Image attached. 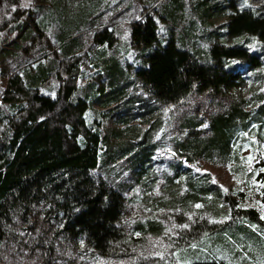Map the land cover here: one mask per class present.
<instances>
[{
  "label": "trees",
  "instance_id": "trees-1",
  "mask_svg": "<svg viewBox=\"0 0 264 264\" xmlns=\"http://www.w3.org/2000/svg\"><path fill=\"white\" fill-rule=\"evenodd\" d=\"M163 1L95 0L66 26L48 3L0 0V19L8 16L0 26V261L148 264L134 259L133 249L147 235L158 238L160 225L147 220L126 233L122 219L156 149L151 134L162 110L184 106L193 95L225 96L247 81L248 96L232 94L207 123L183 122L185 136L174 139L177 163L170 166L176 183L164 205L187 221L169 242L178 263L264 264V152L258 132L254 140L247 136L250 127L264 126V0L256 6L232 0L233 12L195 0L187 4L186 23L185 1ZM213 14L225 15L229 45L204 36ZM202 39L210 42L205 49ZM129 47L144 51L134 73L158 108L99 96L95 103L112 114L114 128L88 124L79 79L96 54ZM110 68L91 76L103 82L113 77ZM120 161L132 179L118 169ZM201 163L228 167L238 187L225 192L200 171Z\"/></svg>",
  "mask_w": 264,
  "mask_h": 264
},
{
  "label": "rangeland",
  "instance_id": "rangeland-1",
  "mask_svg": "<svg viewBox=\"0 0 264 264\" xmlns=\"http://www.w3.org/2000/svg\"><path fill=\"white\" fill-rule=\"evenodd\" d=\"M24 5L32 3L34 5L48 3L50 12L54 18L60 19L64 22L66 26H71L76 23L79 18L86 12L91 11L95 6V0H22ZM169 0H164L163 5ZM172 1V0H170ZM183 3L186 2L185 17L184 22L188 20L190 16L191 9L187 5L195 0H181ZM258 0H245L249 2L252 6L258 5ZM215 10H224L233 12L231 6L232 0H213ZM163 5H160L161 8ZM223 7V9H221ZM51 15V13H50ZM0 19V26L8 18ZM225 15L213 16L209 19L212 30L208 29L206 38L217 39L216 45H221L226 43L229 45L232 43V38L226 37L223 31L222 24L225 22ZM197 24L199 21L196 19ZM200 25V24H199ZM215 32L219 33L216 34ZM1 38V35H0ZM255 39V38H254ZM200 43V48L205 49L210 42L202 39ZM224 40V42H223ZM256 40V39H255ZM5 43V41L3 42ZM253 40L249 41L247 46L251 47ZM112 55H115L112 57ZM144 56V51L138 47H129L128 51L118 54L116 51H108L103 55H95L93 62L90 64V68H86L84 73L86 77L84 79H79L77 96L85 99L89 107L85 113V119L88 124L92 123L96 125V120L99 124H102L106 128H114L112 120V114L110 112H102L99 103H95L97 97L101 96L102 100H109L115 94L120 97L121 105H126L127 103L137 101L135 104L140 105L139 109H143L146 104H151L152 108H158V103L155 99L146 98L143 95V89L140 87V80L136 77L134 70L141 66V57ZM116 58V59H114ZM112 60L118 62L119 70L114 71L112 67ZM97 64V65H96ZM244 64L238 63L236 71L239 74L244 73ZM110 66L113 77L109 79L102 78L96 80V76H91L92 74L103 71V67ZM110 68V69H111ZM252 72V71H251ZM103 94V95H101ZM238 96L240 98L248 96V85L247 81L242 85H239L235 89H228L227 94L224 96L217 95H202V96H191L186 100V105L178 106L177 108L167 107L162 110L160 115L158 128L154 130L151 134V141L156 145V149L151 156L148 167H144L145 170L138 175L139 189L131 190L132 199L127 205L125 215L122 219V227L124 230L129 232L131 227L137 223L145 222L147 220L154 221L160 225V235L155 237L152 235H147L143 241L138 242V246L133 249L135 254L134 259L137 257L143 258L140 261L148 264H181L178 263L175 258L171 257L169 244L170 239L176 236L177 228H182L184 224L183 221L172 213L166 205L165 202L168 201L170 195L167 189L170 185L176 183V179H173L172 170L170 166L177 163L176 151L174 149V139L181 140L185 136L183 122L186 120L197 121L198 123H207L208 119L213 116H217L222 113L231 100V95ZM93 103V104H92ZM95 103V104H94ZM157 113V111H156ZM158 114V113H157ZM142 128H147L148 124L141 125ZM256 126L250 127L247 136L254 140L256 139V133L258 132L259 138L262 140L261 151L264 152V126L257 131ZM242 155L249 158L250 157V146L242 142ZM136 149V148H135ZM134 149V150H135ZM118 169H121L128 174L129 179L134 177L131 169H129V164L124 161L118 163ZM187 165V163L185 164ZM200 171L205 172L210 175L212 180L221 187L225 192L237 188L238 182L231 175L228 167L216 166L207 163L200 164ZM140 169L136 171V174ZM262 212L261 206H257ZM264 213V212H263ZM264 215V214H263ZM186 218V217H185ZM189 219V217L187 216ZM187 219V220H188ZM3 261V262H2ZM0 261V264H10L7 259ZM131 261H120L118 264H127ZM139 262V260L135 261ZM139 264V263H138Z\"/></svg>",
  "mask_w": 264,
  "mask_h": 264
}]
</instances>
